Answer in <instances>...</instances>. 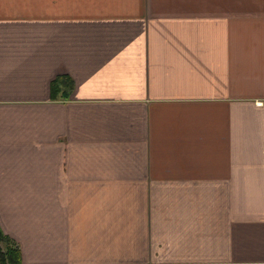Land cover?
<instances>
[{
  "label": "crops",
  "instance_id": "0c3cea01",
  "mask_svg": "<svg viewBox=\"0 0 264 264\" xmlns=\"http://www.w3.org/2000/svg\"><path fill=\"white\" fill-rule=\"evenodd\" d=\"M0 227L20 264H264V0H0Z\"/></svg>",
  "mask_w": 264,
  "mask_h": 264
},
{
  "label": "trees",
  "instance_id": "16d2710c",
  "mask_svg": "<svg viewBox=\"0 0 264 264\" xmlns=\"http://www.w3.org/2000/svg\"><path fill=\"white\" fill-rule=\"evenodd\" d=\"M72 86L70 77H58L52 85L53 93L56 95L57 91H65L66 87L69 89ZM0 264H20V251L14 241L4 234L0 227Z\"/></svg>",
  "mask_w": 264,
  "mask_h": 264
}]
</instances>
